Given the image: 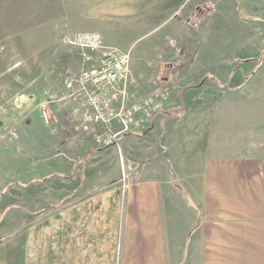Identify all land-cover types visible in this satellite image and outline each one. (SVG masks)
Masks as SVG:
<instances>
[{
	"label": "crops",
	"instance_id": "1",
	"mask_svg": "<svg viewBox=\"0 0 264 264\" xmlns=\"http://www.w3.org/2000/svg\"><path fill=\"white\" fill-rule=\"evenodd\" d=\"M188 1L7 0L6 5L16 14H27L32 29L47 30L42 37L54 39L62 29L100 33L106 47L133 53V77L142 80L146 66L152 65L150 58L160 53L167 39L174 36L188 42L186 27L203 23V17L210 13L209 5L216 6L220 22L227 12H239L238 5L234 8L228 1L209 0L207 6L195 9L187 8ZM255 1L261 6L264 3L245 0L239 12L242 16L233 17L244 21L259 17L247 7ZM141 41L144 46L138 48L137 42ZM68 50L70 54L63 50L65 55L56 60L53 50L51 57L46 53L40 58L39 77L62 71V89L44 92H63L64 70L78 65L77 56ZM179 89H170L173 100L180 109L185 105L188 108L192 89ZM57 107L64 109L73 122L77 121L71 108L57 101L56 126L62 123ZM166 116L159 115L154 126L166 129L164 141L175 161L173 174L150 172L147 179L126 192H122L121 184L96 192L92 182L83 184L71 179L75 165L67 161L54 168V174L64 177V182L27 181L22 190L8 191L0 201V222H4L0 226V264H167V253L173 263L184 264L189 255L197 256L199 261L200 244H205L204 264L211 260V253L214 264H264V155L216 157L198 148L190 152V146L203 140L205 132L200 139L188 140L194 129L187 126H198L197 120L187 123L184 119L169 127L165 125ZM85 146L81 152L87 154ZM118 174L116 166L115 175ZM120 203L124 241L119 243ZM175 237L184 240L180 260L177 246L182 242ZM111 243L116 245V251L111 249ZM125 247L129 252L123 261Z\"/></svg>",
	"mask_w": 264,
	"mask_h": 264
},
{
	"label": "rangeland",
	"instance_id": "2",
	"mask_svg": "<svg viewBox=\"0 0 264 264\" xmlns=\"http://www.w3.org/2000/svg\"><path fill=\"white\" fill-rule=\"evenodd\" d=\"M227 1L235 5L234 8L238 5L239 12L245 2L222 0ZM207 2L209 0H189L187 8L205 7ZM6 4L7 0H0V201L8 191L22 190L23 183L27 181L43 183L58 179L64 182V177L57 178L58 174H54V168L67 161L75 165L71 179L83 184L92 182L96 192L120 184L122 192H126L147 179L150 172L173 174L175 161L164 141L165 128L155 129V125L148 131L123 138L125 140L119 142L120 153L116 147H95L79 132L77 121L73 122L60 107H57V112L62 123L54 127L45 126L39 104L47 98L62 102L64 89L56 94L44 92L45 89H62L59 74L62 71H54L47 78L39 77L40 58L46 53L51 57L52 50L56 55L54 60L65 55L64 51L70 54L69 48L60 43L62 34L89 31L62 29L56 32L54 39L42 37L47 30L32 29L27 14H16ZM247 7L259 17L248 21L236 20L233 15H242L233 9V15L227 12V19L223 17L220 22L216 6L209 5L210 13L203 17V23L199 22L198 27L193 24L186 27L188 42L171 36L160 53L150 58L153 61L152 65L146 66L147 76L143 73L145 77L141 80L134 75L140 95L174 87L180 90L179 86L192 89L188 108L185 105L180 109L173 101L172 109L164 117L165 125L169 127L184 119L187 123L197 120L198 126H187L194 131L186 139H200L203 132L205 138L193 142L190 152L198 148L200 152L216 157L264 155V3L261 6L255 1ZM143 44V41L137 42V47L141 48ZM133 71L134 66L132 77ZM13 130L18 134V140L8 143L1 139V134L7 135ZM169 141L172 145L173 137L170 136ZM84 145L85 149L91 146L93 151L82 153ZM116 166L120 172L118 175H115ZM118 208L120 243V240L124 241V236L121 237L123 204L120 203ZM3 223L0 222V226ZM163 240L165 243V237ZM174 240L182 242L177 246L180 260L184 240L180 237ZM204 245L200 244L198 262L197 256L189 255L184 264H204ZM112 248L116 251V245L111 243ZM128 252L129 248L125 247L123 261ZM169 255L166 254L167 264H172L174 259ZM210 255L211 260L206 264H214V254Z\"/></svg>",
	"mask_w": 264,
	"mask_h": 264
},
{
	"label": "built area",
	"instance_id": "3",
	"mask_svg": "<svg viewBox=\"0 0 264 264\" xmlns=\"http://www.w3.org/2000/svg\"><path fill=\"white\" fill-rule=\"evenodd\" d=\"M78 59L76 68L62 74V101L71 108L80 133L91 138L98 148H118L120 141L133 134L150 130L159 115L172 109L173 92L164 90L140 95L132 77V56L106 47L103 36L95 31L66 32L60 37ZM56 100L47 98L38 106L47 127L58 123ZM1 139L8 143L18 140L13 130Z\"/></svg>",
	"mask_w": 264,
	"mask_h": 264
},
{
	"label": "trees",
	"instance_id": "4",
	"mask_svg": "<svg viewBox=\"0 0 264 264\" xmlns=\"http://www.w3.org/2000/svg\"><path fill=\"white\" fill-rule=\"evenodd\" d=\"M96 147V146H95ZM87 151L89 152V153H91L93 150H91V146H90V148L89 149H87Z\"/></svg>",
	"mask_w": 264,
	"mask_h": 264
}]
</instances>
